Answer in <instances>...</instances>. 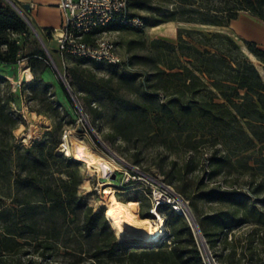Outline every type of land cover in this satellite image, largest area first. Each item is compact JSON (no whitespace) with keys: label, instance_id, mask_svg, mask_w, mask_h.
<instances>
[{"label":"trees","instance_id":"16d2710c","mask_svg":"<svg viewBox=\"0 0 264 264\" xmlns=\"http://www.w3.org/2000/svg\"><path fill=\"white\" fill-rule=\"evenodd\" d=\"M1 1L0 60L13 63L21 50L14 35L28 32L29 22L12 3ZM196 1L177 0L173 10L153 16L151 23L182 19L223 26L242 10L264 21V0H219L206 10L194 6ZM143 6L142 1L132 4L130 0L131 15L140 16L133 7ZM126 27L113 24L108 28ZM185 30L202 37H192L194 42L180 33L178 43L152 40L157 48L156 66L141 80V102H136V108L162 128L220 134L223 143L235 141L245 153L258 143L263 145L264 77L255 62L229 33ZM245 41L264 64V48L256 40ZM33 53L46 56L40 48ZM131 75L137 76L138 71L132 70ZM75 78V74L73 79L68 77L71 87ZM17 124L10 100L0 88V264H37L39 259L53 260L59 255L67 256L70 264H207L190 221L169 206H164L170 208L167 213L162 207L168 232L162 241L136 249L132 239L119 240L105 208L96 209L81 195L80 160L58 152L57 144L47 139L30 146L14 144ZM209 160L212 175L226 163L216 151ZM249 160H241L243 170L255 168ZM183 166L190 169L191 162ZM254 176L253 172L246 181L225 180L226 187L202 181L200 197L220 206L196 218L220 264L261 259L264 176L259 181ZM184 192L198 208V197Z\"/></svg>","mask_w":264,"mask_h":264},{"label":"rangeland","instance_id":"374dc122","mask_svg":"<svg viewBox=\"0 0 264 264\" xmlns=\"http://www.w3.org/2000/svg\"><path fill=\"white\" fill-rule=\"evenodd\" d=\"M134 1L136 0H132V4ZM139 1H142L144 6L133 7V10L143 17L144 24L141 27L129 26L119 29L118 33L120 44L126 47L134 58L132 69L73 56L63 60L56 50L59 42L39 30L47 50L30 24L28 32L14 35L21 46L18 60L0 65V88L4 97L9 98L10 106L18 119V124L13 130V142L16 145L30 146L35 141L47 139L57 144V151L62 152L61 141L67 132L69 148L80 142L83 147L87 146L98 154L112 157L120 166L123 161L138 164L142 170L170 183L181 193L196 217L201 218L203 214L220 206L214 200L200 197L202 181L210 185L220 183L226 187L229 185L225 180L236 178L246 181L251 178L253 172V179L261 180L264 176V144L258 143L245 153L235 141L223 143L224 136L220 134L203 133L201 130H171L169 126L162 128L156 125L153 117L146 116L141 109L136 108V102H141V80L144 79L146 71H153L156 66L157 48L152 44V40L159 38L178 43L179 34L182 33L185 39L195 42L192 37L201 38L202 35L190 33L185 29L223 31L238 41L264 77V64L251 52L245 41L251 38L264 41V21L249 11L242 10L239 15L248 12L252 18L249 16V19L245 20L236 19L235 25L233 20L228 25L219 26L182 19L153 25L151 18L173 10L178 5L177 0ZM218 2L219 0H197L194 6L206 10ZM258 45L261 46L259 42ZM36 48L43 49L46 56L35 55L33 52ZM52 59L61 74L53 65ZM132 70L138 71V75L132 76ZM73 74L76 78L71 90L77 102L64 84L65 79L69 82L68 77L73 79ZM69 148H66L63 154L80 160L83 174L81 195L96 209L103 206L106 211V188H113L116 194L121 196L120 199L138 203L141 217H153L150 215V199L144 191L146 185L143 182L128 186L113 185L109 180L111 178L105 176L108 169L99 170L97 165H91L69 152ZM215 151L226 158V163L219 173L212 175L209 157ZM248 158L249 164L255 168L243 170L241 160ZM187 161L191 162L190 169L183 166ZM15 168L17 170L16 165ZM112 175L116 182H119L122 176L120 172H117V177ZM100 180L108 182L100 184ZM184 190L198 197V208L191 205ZM163 209L165 213L170 210L166 207ZM118 238L121 241L132 239L131 243L136 249L149 247L152 243L146 242L142 237ZM261 254L260 260L248 257L242 264H264V250ZM205 259L209 264L206 255ZM69 260L67 256L59 255L53 260L39 259L37 264H70ZM212 260L214 264H220L217 259Z\"/></svg>","mask_w":264,"mask_h":264},{"label":"built area","instance_id":"2783aa9c","mask_svg":"<svg viewBox=\"0 0 264 264\" xmlns=\"http://www.w3.org/2000/svg\"><path fill=\"white\" fill-rule=\"evenodd\" d=\"M7 1L12 3L11 0ZM59 7L62 11V23L49 32L51 37L59 42L60 45L56 50L63 60L73 56L132 69V54L120 44L118 39L120 30L108 28L113 24L131 27H141L144 24L140 16L131 15L130 0H59ZM2 63L0 60V65ZM67 137L66 132L61 141L63 151L68 148ZM63 151L61 153H64ZM107 169L105 176L111 178L109 180L113 185L128 186L143 182L149 189L147 191L144 188L150 199V213L153 218L163 216L165 226L166 215L162 207L169 206L175 212L186 215L187 203L181 193L165 180L142 170L140 165L123 161L118 170ZM117 172L122 175L119 182L113 180L115 177L112 174L117 177ZM106 182L108 181L100 180V184ZM167 233L166 227L161 239L156 242L162 241ZM204 255L210 259L212 253L209 255L204 253ZM212 258L215 260L214 257Z\"/></svg>","mask_w":264,"mask_h":264},{"label":"bare ground","instance_id":"6f19581e","mask_svg":"<svg viewBox=\"0 0 264 264\" xmlns=\"http://www.w3.org/2000/svg\"><path fill=\"white\" fill-rule=\"evenodd\" d=\"M74 144L72 148L68 146L69 152H73L78 158L91 165H97L101 171H105L107 168L117 169L121 167L112 157L98 154L87 146L83 147L80 142ZM106 191L108 192L106 215L121 239L135 236L144 237L152 242L161 239L166 228L163 216L160 218L141 217L136 201L120 199L113 188H108ZM186 214L189 216L188 212ZM208 261L209 264L213 263L211 258Z\"/></svg>","mask_w":264,"mask_h":264},{"label":"crops","instance_id":"0c3cea01","mask_svg":"<svg viewBox=\"0 0 264 264\" xmlns=\"http://www.w3.org/2000/svg\"><path fill=\"white\" fill-rule=\"evenodd\" d=\"M20 7L33 25L43 31L47 37H51L49 31L62 23V11L59 7V0H11ZM251 14L244 12L236 19H249ZM252 18V17H251ZM236 19H233L234 25ZM239 30V29H238ZM240 31V30H239ZM54 39V38H53ZM252 39V38H251ZM254 40V39H253ZM264 48V41L256 40Z\"/></svg>","mask_w":264,"mask_h":264},{"label":"water","instance_id":"95a60500","mask_svg":"<svg viewBox=\"0 0 264 264\" xmlns=\"http://www.w3.org/2000/svg\"><path fill=\"white\" fill-rule=\"evenodd\" d=\"M2 1L0 0V3H1ZM13 5L15 6V8L23 15V17L29 22V24L33 27V29L36 31V33L38 34V36L41 38V40L43 41V43L45 44V42H44V40H43V38L41 37V35H40V33H39V31H38V29L33 25V23L29 20V18L26 16V14L23 12V10L20 8V7H18L16 4H14L13 3ZM45 47H46V49L48 50V47H47V45L45 44ZM49 52V51H48ZM52 61H53V65L57 68V70L59 71V73L61 74V71L58 69V67H57V64L55 63V61H54V59H52ZM65 79V78H64ZM64 84H65V86L68 88V90H69V92L71 93V96L73 97V99L74 100H76V98H75V95H74V93H73V91L71 90V85L69 84V82H67L66 81V79L64 80ZM76 102H77V100H76ZM83 115H84V113H83ZM85 116V115H84ZM90 126H91V124H90ZM91 128L93 129V127L91 126ZM99 138H100V136H98ZM100 140H101V138H100ZM102 141V140H101ZM103 142V141H102ZM104 143V142H103ZM104 144H106V143H104ZM105 146H107V144L105 145ZM120 159H122L120 156H118ZM114 177V176H113ZM187 212H188V214H189V216L186 214V216H187V218L189 219V221H190V223H191V225L193 226V228H194V230H195V232H196V234H197V236H198V238H199V241L201 242V246H202V248H203V252L205 253V254H207V255H209L210 253H211V251H210V249H209V245H208V243H207V241H206V238H205V236H204V234H203V232H202V230H201V227H200V225H199V223H198V220H197V218H196V216H195V214H194V212L191 210V208H190V206L189 205H187ZM135 237H139V236H135ZM142 238H144V237H142ZM145 240H146V238H144Z\"/></svg>","mask_w":264,"mask_h":264}]
</instances>
